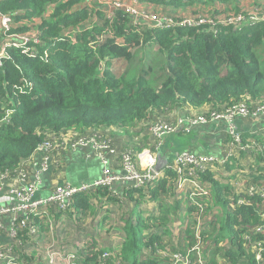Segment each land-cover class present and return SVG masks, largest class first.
<instances>
[{"label": "trees", "instance_id": "1", "mask_svg": "<svg viewBox=\"0 0 264 264\" xmlns=\"http://www.w3.org/2000/svg\"><path fill=\"white\" fill-rule=\"evenodd\" d=\"M80 1L0 0V13L13 17L15 26L11 31L32 28L39 37V54L44 50L48 53L43 58H30L20 49L11 48V58L2 59L0 174L13 176L25 168L26 161L45 141L102 128L118 132L143 121L149 124L162 117L164 109L208 104L209 110L222 111L245 103L248 115L264 104V0H137L140 8L173 20L217 22L231 15L245 16L237 24L217 23L213 27L200 23L168 29H155L144 20L134 26L120 10L112 12L110 21L104 12L109 13L107 9L98 10L96 14L102 22L92 24L88 21L87 5L74 9L73 5ZM251 14L259 16L251 21ZM63 32L67 34L60 36ZM104 35L112 37L101 41ZM145 56L150 58L149 63L142 62ZM118 58L127 63L121 74L112 69V59ZM154 58L160 61L155 64ZM171 134L174 137L178 132ZM240 137V144L248 146L245 151H255L256 160L264 161V145L258 143H264L263 138L253 136L255 139L250 140L253 137L248 132ZM229 140L233 142V137L228 136L226 142ZM136 146L137 150L155 149L145 140ZM229 161L227 169L232 168L236 158L229 156ZM251 169L254 172L250 171L248 178L255 186L253 193H258L264 189V164ZM165 173L156 188L137 187L124 192L125 196L122 193L120 198L124 197L131 206L127 214L120 216L122 223L126 219V226H122L125 234L115 245L120 249L112 250L110 261L119 258L124 264H178L174 254H180L191 258L189 264H264V219L259 215L264 206L258 195L240 193L245 197L240 202L236 189L232 192L216 178L215 172L197 170L198 179L208 184V193L196 197L193 204L186 200L185 224L179 221L181 204L167 200L173 195L178 174L174 168H166ZM106 191L103 186L82 191L87 205L81 204L79 195L77 202L53 212L54 217L88 213L91 198L104 197L107 203L117 201L118 195ZM132 191H137L139 197L134 198ZM144 196L148 197L143 199ZM146 201L159 204V213L139 221L134 218V209ZM117 202L121 206L122 202ZM45 218L34 217L39 225L37 238L48 234ZM198 219L204 220L201 237L208 241L197 255L193 249L198 239H194L193 231L195 235ZM0 232L4 233L3 227ZM174 233L178 237L176 243ZM95 237L77 247L73 264L103 261L105 248ZM31 238L28 228H19L8 252L22 264H67L64 257L52 262L44 258L34 249L35 243H30ZM225 240L229 243L227 250L219 254V242Z\"/></svg>", "mask_w": 264, "mask_h": 264}, {"label": "built area", "instance_id": "2", "mask_svg": "<svg viewBox=\"0 0 264 264\" xmlns=\"http://www.w3.org/2000/svg\"><path fill=\"white\" fill-rule=\"evenodd\" d=\"M99 6L106 7L110 12L114 10H120L127 14L132 20L134 26H140L141 21L150 24L155 29H168L175 26H186L195 25L200 23H209L211 26H216L220 23H233L237 24L244 20L245 16L241 15H231L230 18L222 19L219 21L213 20H195L190 18H183L181 20H173L171 18L160 17L157 12H152L150 10H145L136 5L135 2H127L126 0H108L102 3V0H96ZM111 16L112 14H109ZM259 15L251 14L248 15L249 20L255 21ZM38 18L34 19L37 22ZM32 26V23H27ZM15 26L13 17L10 14L0 13V67L2 66V59H10L11 55L8 49H20L23 54L30 58L35 56H40L43 58L47 56V51L44 50L42 54H39L38 45L40 43L39 37L36 32L31 28L25 32H12L11 29ZM76 30V28L74 29ZM30 42L32 44H30ZM10 112V111H8ZM264 112V104L257 106L256 110L252 114H258ZM246 104L242 103L231 108L224 109L222 111L209 110L202 114L197 115H187L183 117H178L175 120H161L157 119L149 122L147 126L143 125L146 122H141L139 128L143 130L142 135H149L150 143L154 145L155 149L151 147L141 148L140 150L135 149L134 144L130 147L123 148L122 152H117L110 147V140L107 138H98L90 133L80 134L75 136H68L66 139L57 138L51 141H45L41 144L35 153H40V161L34 162L30 157L25 164V168L20 169L13 176H8L7 172L0 174V185L4 181L10 179H15L19 177V183L8 184L2 195L0 196V228L3 227L4 217H10L8 231L9 234L15 237L17 230L21 227L28 228L30 234L33 237L38 236L39 225L35 222L34 217L45 214L48 207L54 203L59 209H66L70 202L74 200L76 195L82 191H86L93 187L103 186L110 189L111 185L115 182H131L134 187L146 186L148 183L159 178L163 179L162 175L156 169L157 163V150L161 144H163L166 136L171 133L185 128L188 125L196 124H207L212 122H220L225 120L228 122V133L233 137V142L239 149H245L248 146H242L240 133L236 131L233 126V120L237 117H243L247 114ZM6 119L5 117L3 118ZM145 127L144 129H142ZM148 138V139H149ZM143 140L139 142L141 145ZM92 146L99 161L104 166L102 176L92 182V183H82L79 186H73L69 184L56 185L54 190L47 197H34L35 190L39 181L29 179L31 176L28 169L29 162L34 164V166H39L35 171V176H38L40 172H45L49 165H53V158H58L62 153L61 150H74L76 148H82L86 146ZM112 155L119 157L116 164L123 172L122 175H117L110 171V167L114 166L115 161H113ZM215 158L213 156H198L187 150H182L177 153L173 162L169 163L167 168H174L178 174V181L175 187L178 190L186 189L184 197L189 204H193L196 197L203 196L208 193V184L201 179H198L197 170H211L213 171ZM225 161V160H223ZM252 187L249 189L248 194L251 196L253 194ZM120 192L117 195L121 197ZM245 198H240L238 201L243 202ZM22 217L18 223L14 221L19 217ZM153 214H156L153 212ZM260 216L264 219V210L261 212ZM195 226V235L193 231L194 239H198V243L193 250H196V254L200 252L199 249L203 248L204 243L202 233V225L204 220L198 219ZM193 229V228H192ZM4 233L8 234L5 230ZM104 249L102 253L103 261L100 264H124L119 258H115L114 262L110 261L109 258L113 253H109ZM264 250V244L263 248ZM260 257V252L257 255ZM64 257L67 264L74 263L75 250H70L66 252L65 255H60V253L50 252L48 255L49 261H53L55 258ZM175 262L178 264H189L192 263L190 257H182L180 254H174ZM121 261V262H119ZM18 261L13 255L8 252V247H0V264H18Z\"/></svg>", "mask_w": 264, "mask_h": 264}, {"label": "crops", "instance_id": "3", "mask_svg": "<svg viewBox=\"0 0 264 264\" xmlns=\"http://www.w3.org/2000/svg\"><path fill=\"white\" fill-rule=\"evenodd\" d=\"M126 1L135 2L137 5V0ZM89 4L90 0H81L73 6L74 9H78L79 7L82 9L86 5V7H90L91 5ZM104 9L107 8L99 7V4L96 2L91 15L88 16L90 17L88 19L89 23H91L92 21H97L98 18L96 12L98 10ZM104 12L106 18H109L110 20L111 16H109L106 11ZM109 14H112V12H110ZM83 23L86 24L85 21H83ZM65 34L67 33L63 32L60 36H63ZM210 108L211 106L208 104H203L198 108H193L190 105H184L180 108H172L169 110L164 109L162 113H172L173 115L176 114V117H170L171 120H175L178 117L205 113L209 111ZM254 115H257L255 116L257 118H254ZM233 126L240 134L248 132L251 137L261 136L264 142V112L237 117L233 120ZM139 131L140 128L135 126L120 130L118 131L119 133L108 128L89 130V133L98 138L109 139L110 147L120 153L124 150L123 148L130 147L133 144L136 146L139 144V142L142 141L138 139ZM176 132H178V134H175L174 137L171 136L172 134L166 136L163 144H161L157 150V160L159 158V155L163 159H167V163L164 162L159 164V167L157 169L162 175H166L165 170L168 167L167 164L173 162L176 154L181 152L182 150H187L188 152H192L194 154H197L198 156H213L215 158L214 169L216 170V178L220 180L221 183L229 186L232 192H234L236 189L238 199H240V197L245 198L244 196H239L240 193H245L246 195H248V191L251 187L255 189V186H253L251 183L247 185H245L244 183L246 182V178L250 176V169H257L258 166L264 164V161L261 160V163V161L258 162L256 160L257 153L255 151L249 152L245 151L246 149H239L231 140L226 142V138L228 136H231L228 133V124L224 125L220 121L207 124L188 125L185 128L177 130ZM254 139V137L250 138V140ZM145 141L149 142L150 138H146ZM182 141L184 143H181ZM258 143L264 145V143ZM174 146H178L179 149L175 150L173 155H170L169 152L174 148ZM251 146L252 149H254V146ZM60 152H62L58 156V158L62 160L60 166L57 167L49 165L48 169L45 172H40L38 176H35V171L39 166H34L31 160L33 159L34 162L38 163L40 161V153H34L29 162V165H27L29 168L26 170H28L30 172L29 174L31 175L29 179H37V181H39L34 193L35 198L47 197L54 190V187L56 185L69 184L73 186H79L82 183H92L102 176L104 166L99 161L95 150L91 145L82 148H76L74 150H61ZM241 153H244V155H241ZM229 156H234L236 158V161L231 164V169L226 168V164L230 162ZM112 158L115 163L114 166L110 167V171L119 176L122 175L124 171L116 166L119 157L116 155H112ZM25 164H27V161ZM78 166L84 167L86 171H84L81 175H74L73 173H71L67 176L66 169H74ZM249 166L251 168H249ZM91 168H93L94 170H90ZM161 180L162 179L159 178L158 180L151 181L146 186L141 185L139 187H141V189L147 186L156 188ZM239 181L241 182L240 184H238ZM20 183L18 176L15 179H10L8 181L6 180L2 182L0 185V196L2 195V192H4L8 184L20 185ZM232 187L234 188V190L232 189ZM133 188L137 187H134L133 183L131 182L123 183L115 181L111 185L110 189L106 188V192H111L117 195L120 192L130 193ZM185 191V188L178 190L176 187H174L173 195L167 200L169 202L176 200L181 204V208H179L181 214L179 221L186 224V220L183 217V214L186 213V208H188L184 197ZM79 195L82 196L81 204L87 205L85 199L83 198L84 196L81 193L76 195V198H74L72 202H77L76 200L80 198ZM123 195L125 196V194ZM132 195L134 198L139 197V193L137 191H132ZM93 197L99 198L100 196ZM147 197L148 196H144L143 199ZM103 199L104 197H102L101 200H97L95 198H91V200H88L89 203L91 201L92 205L90 209L88 208V210H86L88 211V213L86 212L79 215L71 214L70 216L62 213L58 218L54 217L53 212L60 209H58L57 206L52 203L51 213L47 209L46 213L41 215L46 217L45 222L49 224L48 234L40 238H37L38 236L33 237V235L30 234V236L33 237L30 239V243H35L33 246L34 249L41 253L44 258H47L50 252L60 254L63 253L65 255L66 252L70 250H76L78 246L80 248L81 245L84 244L85 241L93 235L96 236L94 240L100 242L105 249L111 248V241H113L115 238H118L119 236H122L118 232L121 224H124L122 223L120 216L123 213L127 214L126 212L131 205H129L128 202L124 200V197L117 198V201L122 202L121 206H119L117 201H111V203H107L106 201H103ZM90 212H92V214ZM153 212L159 213V204H157L156 202L146 201L145 203H138L136 205V208L134 209V218L137 217L139 221H143L147 218V216L153 214ZM20 215L21 214H19L18 216ZM82 216H85L83 221ZM10 219L11 218L8 216L2 219L3 228L7 233H9L8 226ZM185 235L186 233L184 232L183 236ZM107 237L110 240L108 242V245H105V239ZM14 238L15 237L13 236L9 238L6 233L0 232V247H9L14 243ZM173 239L176 243L178 240L177 233L173 234ZM174 240H172V242H174Z\"/></svg>", "mask_w": 264, "mask_h": 264}, {"label": "rangeland", "instance_id": "4", "mask_svg": "<svg viewBox=\"0 0 264 264\" xmlns=\"http://www.w3.org/2000/svg\"><path fill=\"white\" fill-rule=\"evenodd\" d=\"M108 0H102V3L105 5V3L104 2H107ZM97 1L96 0H90V4L89 5H91L90 7H89V10H88V16L89 15H91V12L93 11V7H95V3H96ZM90 18V17H89ZM98 18V17H97ZM98 22H102V20H100L99 18L97 19V21H95V22H93L92 21V24H97ZM111 38V36H109V35H104V36H102V38H101V41L102 40H104V41H106V40H108V39H110ZM117 41L118 42H120V43H122V40L121 39H117ZM154 50H155V48L153 47V50L152 51H149L151 54L152 53H154ZM160 60L158 59V58H154V60H153V63H155V64H157V62H159ZM143 63H149L150 62V58H148L147 56H145L144 57V59H143V61H142ZM126 68H127V63H126V61H124L123 59H120V58H118V59H112V69L113 70H115V71H117V74H121V73H123L125 70H126ZM176 114H163L162 115V117L161 118H163V119H165V120H170L171 121V118L170 117H176L175 116ZM255 116H257V115H254V118H257V117H255ZM170 118V119H169ZM224 125H226V124H228V122L227 121H225V120H222L221 121ZM138 127L140 126V124H138L137 125ZM145 128V127H144ZM141 132H143V130H140L139 131V136H138V139H140V140H146V138L148 139L149 138V135L147 134V135H142L141 134ZM119 133V132H118ZM121 133H123V132H121ZM142 138V139H141ZM146 142V141H145ZM149 143V142H148ZM128 145V144H127ZM254 146V145H253ZM255 147V146H254ZM146 148V147H145ZM179 149V147L178 146H174V148L172 149V150H170V155H173L174 154V151L175 150H178ZM61 162H62V160L60 159V158H53V160H52V163H53V166H60V164H61ZM90 170H94L93 168H91ZM89 170V171H90ZM84 171H86V169L84 168V167H82V166H78V167H75L74 169H66V173H67V176H68V174H71V173H73L74 175H81ZM216 170L214 169V172H215ZM224 171V170H223ZM249 171V170H248ZM250 171L251 172H254L252 169H250ZM241 182L239 181L238 182V184H240ZM249 183H251L250 182V180H249V178L247 177L246 178V182L244 183L245 185H247V184H249ZM235 186H236V184H235ZM255 195H258L260 198H261V202H260V204L262 205V206H264V189H260V191L258 192V193H253L251 196H255ZM264 210V208L263 209H261L260 210V213H259V215L261 214V212ZM124 226H126V219H124ZM122 226H123V224L120 226V229H119V234H121V235H124L125 233L123 232V230H122ZM141 233V232H140ZM7 236L10 238L11 237V235L8 233L7 234ZM2 237H3V235H2ZM120 236L118 237V238H115L113 241H111V248H109V249H107V250H105V251H108L110 254L112 253V250L113 249H116L117 248V246H115V245H118L119 244V240H120ZM207 237H205L204 238V240H203V242L202 243H206L207 241H208V239H206ZM109 238L107 237L106 239H105V245H108V242H109ZM228 241L227 240H225V241H220L219 242V245H221L219 248V254L221 253H224L226 250H227V247L226 246H228ZM83 245V244H82ZM81 245V246H82ZM108 248V247H107ZM117 249H120V247H118ZM61 256L62 255H64L63 253H61L60 254ZM119 262H121V261H119ZM18 264H22L21 262L20 263H18Z\"/></svg>", "mask_w": 264, "mask_h": 264}, {"label": "water", "instance_id": "5", "mask_svg": "<svg viewBox=\"0 0 264 264\" xmlns=\"http://www.w3.org/2000/svg\"><path fill=\"white\" fill-rule=\"evenodd\" d=\"M167 163V159H163L160 155H159V158H158V160H157V164H156V169H158V167H159V164H161V163ZM169 164V163H168ZM167 164V165H168Z\"/></svg>", "mask_w": 264, "mask_h": 264}, {"label": "bare ground", "instance_id": "6", "mask_svg": "<svg viewBox=\"0 0 264 264\" xmlns=\"http://www.w3.org/2000/svg\"><path fill=\"white\" fill-rule=\"evenodd\" d=\"M157 119L165 120V119H163V118H161V117H159V118H157ZM154 120H156V119L151 120V122L154 121ZM144 125L147 126L146 123H144Z\"/></svg>", "mask_w": 264, "mask_h": 264}]
</instances>
